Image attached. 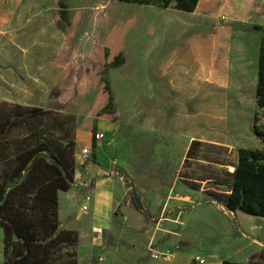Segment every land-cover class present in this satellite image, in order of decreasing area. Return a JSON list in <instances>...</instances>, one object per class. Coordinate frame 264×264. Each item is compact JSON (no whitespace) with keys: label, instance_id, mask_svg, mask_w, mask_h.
<instances>
[{"label":"rangeland","instance_id":"1","mask_svg":"<svg viewBox=\"0 0 264 264\" xmlns=\"http://www.w3.org/2000/svg\"><path fill=\"white\" fill-rule=\"evenodd\" d=\"M20 1H31L33 14L51 18L48 22L39 20L37 27L51 24L57 32L61 31L58 51L53 56L37 55L51 57L60 65V77L46 96L36 95L35 99L20 103L0 99V121L13 105L21 109L42 108L45 112L41 116L29 120L27 142H41L46 148L43 159L49 163H53L51 156L55 153L63 151L67 155L71 145L73 152L82 147L76 146L78 130L87 139L96 130L98 120L116 124L100 143V147H105L115 142L113 157L105 159L93 148L83 168H77L80 164L75 163L69 192L73 198H64L62 216L65 222L75 219L84 197H93V174H110L116 182L110 226L101 232L93 228L78 232L63 229L58 220V231L71 230V234L58 236L50 250L55 262L75 259L77 264H86L92 256L101 254V264H160L150 257L151 248L176 255L190 253L194 261L202 244L234 248L233 253L242 250L239 240H246L247 246L252 218L226 210L223 198L231 185L228 173L234 170L238 149L264 151L252 130L254 115L255 123L264 127V108L256 107L250 88L255 73L250 60L245 61L239 73H234V77L245 82L238 111L223 115V129H205L224 144L200 141L186 160L190 144L167 124L171 117L167 110L169 88L159 87L157 94L142 92L138 98L130 89L135 41L158 37V30L171 22L174 10L125 7L126 3L118 0ZM60 2L65 6V18H61ZM203 2L215 14L213 26L222 27L231 43L247 45L246 53L252 55L264 39L263 30L252 29L254 24L264 27V0ZM169 6L174 7L175 2ZM213 33H208L207 39ZM46 42L50 46L53 41L48 37ZM21 131L15 129L12 133ZM111 149L104 153L111 154ZM105 197V192L99 193L100 199ZM92 211L95 213V208ZM100 222L107 224L108 217Z\"/></svg>","mask_w":264,"mask_h":264},{"label":"crops","instance_id":"2","mask_svg":"<svg viewBox=\"0 0 264 264\" xmlns=\"http://www.w3.org/2000/svg\"><path fill=\"white\" fill-rule=\"evenodd\" d=\"M203 1L198 0L191 12H183L172 6L166 8L134 3L124 5L134 8L174 10L171 22L160 29V32L158 30V35H162L161 37H144L135 41L132 54L133 79L130 89L138 98L142 92L157 94L160 91L159 87L169 88L167 110L171 112V117L168 118L167 124L174 127L176 134L188 145L192 140L224 144L216 134L205 129H223V124H226L223 115L225 113L233 115L238 111L245 82L234 77V73H239L248 59L255 71L250 83L253 92L257 83L259 46L255 47L252 55H248L247 45L231 43L227 34L223 35L222 27L213 26L212 23L216 20L215 14L208 8L210 5ZM30 2L0 0V99L2 101L20 103L35 99L36 95L46 96L49 88L59 82L60 65L55 64L51 57L38 58L37 55L49 53L53 56L60 47L61 31L57 32L51 24H47L44 28L37 27L36 22L39 20L48 22L47 20L51 18L45 17V14L36 12L33 14L31 7L33 4ZM212 31L214 33L207 39V34ZM48 37L53 41L50 42V46H47L46 42ZM98 121L94 133H104L103 138L97 141L93 133L84 139L87 137L86 134L78 130L75 134L76 146L79 147L81 144L82 147L75 152L87 147L91 153L94 148L102 157L108 159L115 155V142H110L105 147H100V143L102 144L107 134L115 129L112 128L114 123L107 120ZM105 149H111V154L104 153ZM83 166L85 163L77 168L81 169ZM93 176L95 177L93 197L88 203V210L81 212L78 206L75 219L67 222L62 220V216L65 215L64 198L67 197V200L73 198L69 194L71 189L59 192L58 220L63 229L85 232L93 228L101 232L110 226L113 200H115V178L110 174H93ZM101 192H105V199L99 198ZM70 207L71 205L69 209ZM93 208L95 213L92 211ZM106 216L107 224L101 223L100 221ZM247 216L252 218L248 232L251 241L247 246L244 239L237 242L242 252L233 253L234 248L227 250L222 246L202 244V251L198 255L206 259L205 264H223V260L240 264H264L262 260L264 218ZM96 255L86 264L92 262ZM175 259L177 264H199L191 259L190 253L175 254Z\"/></svg>","mask_w":264,"mask_h":264},{"label":"trees","instance_id":"3","mask_svg":"<svg viewBox=\"0 0 264 264\" xmlns=\"http://www.w3.org/2000/svg\"><path fill=\"white\" fill-rule=\"evenodd\" d=\"M104 1V0H101ZM191 12L198 0H118L134 4H150ZM61 18L66 17L64 4L59 3ZM253 30H263L254 24ZM257 83L254 90L256 107L264 108V39L260 42L257 57ZM9 114L0 121V228L3 233V264H77L75 259L56 263L50 256L58 236L71 234V230L58 231L59 192L71 188L74 175V148L67 155L63 151L51 156L53 163L43 159L46 150L41 142L30 144L28 126L45 111L42 108L21 109L10 107ZM255 121L253 133L264 146V127ZM15 129L23 131L12 133ZM4 138V139H3ZM200 141L192 140L185 155ZM234 170L228 173L231 185L223 198L228 211L264 218V151L238 149ZM15 239V241L13 240ZM62 240V239H61ZM75 240H71L73 244ZM10 247V252H9ZM223 264H240L224 261ZM245 264V263H244Z\"/></svg>","mask_w":264,"mask_h":264},{"label":"built area","instance_id":"4","mask_svg":"<svg viewBox=\"0 0 264 264\" xmlns=\"http://www.w3.org/2000/svg\"><path fill=\"white\" fill-rule=\"evenodd\" d=\"M103 134L104 133L102 132H95L93 134V137L95 140L100 141L103 138ZM89 150V148L85 147L82 150H79L78 152H74L75 163H79L80 165L84 164L90 154ZM90 199L92 198L89 195H86L84 197L80 205L81 212L88 210V203ZM149 255L153 260L159 261L161 264H177L175 254L169 251H161L159 250V248H151V250H149ZM193 259L199 264H205L206 262V259L199 255L194 256ZM103 261L104 257L101 254H98L96 255L95 259H93L92 262L88 264H101Z\"/></svg>","mask_w":264,"mask_h":264}]
</instances>
